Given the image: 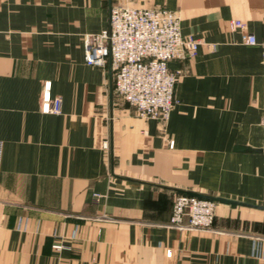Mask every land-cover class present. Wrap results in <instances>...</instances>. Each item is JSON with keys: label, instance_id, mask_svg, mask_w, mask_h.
Here are the masks:
<instances>
[{"label": "crops", "instance_id": "1", "mask_svg": "<svg viewBox=\"0 0 264 264\" xmlns=\"http://www.w3.org/2000/svg\"><path fill=\"white\" fill-rule=\"evenodd\" d=\"M113 6L178 12L200 42L169 63L166 123L85 63ZM46 83L60 114L42 112ZM0 142V264H264V211L170 225L175 189L264 206V0H0Z\"/></svg>", "mask_w": 264, "mask_h": 264}, {"label": "built area", "instance_id": "2", "mask_svg": "<svg viewBox=\"0 0 264 264\" xmlns=\"http://www.w3.org/2000/svg\"><path fill=\"white\" fill-rule=\"evenodd\" d=\"M231 27L242 34V43L258 45L242 21ZM200 42L183 36L178 12L160 8L113 6L109 27L84 38L85 63L104 71L107 65L115 94L135 109L139 117L166 123L177 104L175 88L178 74L169 63L197 56ZM62 101L52 98L51 84L46 83L42 112L60 114ZM2 142H0V164ZM217 203L177 194L170 225L180 231H207L213 227ZM56 248H60L59 246Z\"/></svg>", "mask_w": 264, "mask_h": 264}, {"label": "water", "instance_id": "3", "mask_svg": "<svg viewBox=\"0 0 264 264\" xmlns=\"http://www.w3.org/2000/svg\"><path fill=\"white\" fill-rule=\"evenodd\" d=\"M111 74L112 73H111V70H110V76H111ZM236 151L261 152L260 150H253V149H250V148H243V147H237ZM173 191L176 194H180V195H187V196L194 197V198L206 199V200H210V201L216 202L217 204L230 205L232 208H235L237 206H242V207H248V208L264 211V206H262V205H255V204H250V203L230 200V199L221 198V197H212V196L199 194V193H195V192H190V191H184V190H176L175 189Z\"/></svg>", "mask_w": 264, "mask_h": 264}, {"label": "rangeland", "instance_id": "4", "mask_svg": "<svg viewBox=\"0 0 264 264\" xmlns=\"http://www.w3.org/2000/svg\"><path fill=\"white\" fill-rule=\"evenodd\" d=\"M3 5H4V3H1V7H4ZM57 247H58V246H57ZM56 249H58V248H56Z\"/></svg>", "mask_w": 264, "mask_h": 264}]
</instances>
